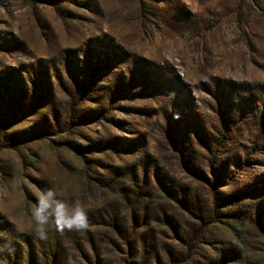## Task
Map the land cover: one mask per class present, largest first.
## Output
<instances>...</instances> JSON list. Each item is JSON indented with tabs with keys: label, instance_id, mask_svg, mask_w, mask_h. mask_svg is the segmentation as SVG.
<instances>
[{
	"label": "rangeland",
	"instance_id": "rangeland-1",
	"mask_svg": "<svg viewBox=\"0 0 264 264\" xmlns=\"http://www.w3.org/2000/svg\"><path fill=\"white\" fill-rule=\"evenodd\" d=\"M48 188L88 209L49 226L71 264L145 225L202 239L184 264H264V0H0L2 264Z\"/></svg>",
	"mask_w": 264,
	"mask_h": 264
},
{
	"label": "trees",
	"instance_id": "trees-1",
	"mask_svg": "<svg viewBox=\"0 0 264 264\" xmlns=\"http://www.w3.org/2000/svg\"><path fill=\"white\" fill-rule=\"evenodd\" d=\"M183 209L188 212L189 216L201 221L202 224L217 220L215 209L206 212L200 208H187L184 204ZM175 210L174 215H178L180 221L187 220L184 212L176 213ZM169 212L171 213L170 210ZM155 214V221L163 220L164 218L167 222L170 221L169 215L165 214L161 216L160 213ZM143 228L134 234V236H131V239L125 237L124 239H117V236L116 238L113 236L107 242L114 249H108V252L113 256H115V250L123 253L125 248H131L133 252L131 258L129 260L125 259L124 263L121 262L123 258H120L118 255L112 257L115 264H184L191 257V253L196 245L202 241V239H174L170 243L169 239H155L154 234L149 233L151 228L148 225H145ZM35 240L34 243L33 241H28V243L26 241L27 245L25 248L24 246H19V255H16L11 264H71L69 263L65 246L60 239ZM78 262L81 263V260Z\"/></svg>",
	"mask_w": 264,
	"mask_h": 264
},
{
	"label": "clouds",
	"instance_id": "clouds-1",
	"mask_svg": "<svg viewBox=\"0 0 264 264\" xmlns=\"http://www.w3.org/2000/svg\"><path fill=\"white\" fill-rule=\"evenodd\" d=\"M32 234L39 241L49 238V226L63 234L69 232H85L89 228L88 209L79 198L70 202L59 198L54 188H48L37 194L35 205L31 208ZM3 250V249H0ZM6 250L11 253V243ZM2 264V262H0Z\"/></svg>",
	"mask_w": 264,
	"mask_h": 264
}]
</instances>
